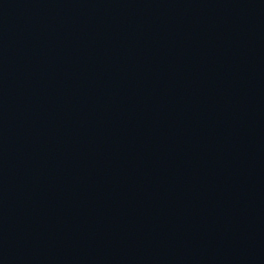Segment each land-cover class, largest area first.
<instances>
[{
    "label": "water",
    "instance_id": "95a60500",
    "mask_svg": "<svg viewBox=\"0 0 264 264\" xmlns=\"http://www.w3.org/2000/svg\"><path fill=\"white\" fill-rule=\"evenodd\" d=\"M0 264H264V0H0Z\"/></svg>",
    "mask_w": 264,
    "mask_h": 264
}]
</instances>
